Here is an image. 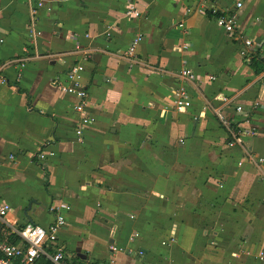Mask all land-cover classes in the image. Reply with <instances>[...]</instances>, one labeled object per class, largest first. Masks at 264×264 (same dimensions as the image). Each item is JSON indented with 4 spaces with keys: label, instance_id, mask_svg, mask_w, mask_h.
<instances>
[{
    "label": "crops",
    "instance_id": "crops-1",
    "mask_svg": "<svg viewBox=\"0 0 264 264\" xmlns=\"http://www.w3.org/2000/svg\"><path fill=\"white\" fill-rule=\"evenodd\" d=\"M30 1L0 0L9 218L48 226L50 206L68 203L58 246L76 264H264V160L228 145L213 111L251 117L257 134L245 145L264 159V71L251 65L264 59V0H42L36 36ZM131 3L139 17L127 14ZM227 12L238 15L234 32L218 24ZM139 33L135 55H123ZM73 64L92 116L81 137L74 98L56 85ZM183 68L196 77H181ZM179 87L192 100L184 112Z\"/></svg>",
    "mask_w": 264,
    "mask_h": 264
},
{
    "label": "built area",
    "instance_id": "built-area-1",
    "mask_svg": "<svg viewBox=\"0 0 264 264\" xmlns=\"http://www.w3.org/2000/svg\"><path fill=\"white\" fill-rule=\"evenodd\" d=\"M30 4L32 18L29 25V32L31 36L40 35L41 30L37 28L38 23L36 15L37 8L43 6V2L42 0L35 2L30 1ZM237 5L241 7L243 3L238 2ZM127 14L132 17H139L141 11L134 3H131ZM217 21L225 31L234 32L238 25V15L235 12L221 13ZM142 39L143 35L141 33L137 34L132 40L128 50L123 52V55L133 57L137 45ZM244 43L245 47L242 49L241 53L245 57H250L251 51L248 47L252 46L254 41L252 39H246ZM80 49V45H77L75 50L79 51ZM8 64L9 61L0 63V78H4L3 72ZM81 71L82 68L79 64H73L66 78L56 82V85L62 92L74 98V109L80 115L75 129L79 137L84 133L86 125L92 122V116L87 111L89 97L88 87L82 79ZM180 75L189 80H193L196 77L194 71L190 68H183L180 71ZM172 95L177 111L184 112L192 105V100L185 87L174 89ZM215 99L224 101L227 98L223 94H219ZM258 105V102H254L255 107ZM243 110V105H237L236 112L241 113ZM213 111L227 132L228 145L244 147L246 155L255 163H260L261 165L264 159L254 155L245 145L246 139L253 138L257 134L256 129L251 126V117L246 116L243 123H240L234 120V118L227 116L218 106H213ZM245 123L246 125H244ZM37 156L41 159H45L46 157L43 151L38 153ZM70 208V205L64 201L54 203L50 206V211L54 214L55 218L48 226L31 220L27 221L23 226H18L15 221L9 218V214L12 211L11 204L0 197V264H76L72 262L64 250L58 246L59 233L67 223L65 212L70 210ZM12 235L17 236L21 241L19 243L13 242L9 239ZM52 246L57 247V249L52 250ZM262 254L264 253L262 252Z\"/></svg>",
    "mask_w": 264,
    "mask_h": 264
},
{
    "label": "trees",
    "instance_id": "trees-1",
    "mask_svg": "<svg viewBox=\"0 0 264 264\" xmlns=\"http://www.w3.org/2000/svg\"><path fill=\"white\" fill-rule=\"evenodd\" d=\"M251 65L254 68L255 72L258 74L264 71V59H262L258 55L252 57Z\"/></svg>",
    "mask_w": 264,
    "mask_h": 264
},
{
    "label": "water",
    "instance_id": "water-1",
    "mask_svg": "<svg viewBox=\"0 0 264 264\" xmlns=\"http://www.w3.org/2000/svg\"><path fill=\"white\" fill-rule=\"evenodd\" d=\"M259 42V40H257Z\"/></svg>",
    "mask_w": 264,
    "mask_h": 264
}]
</instances>
